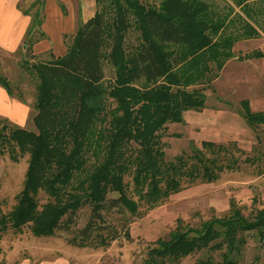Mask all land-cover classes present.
Here are the masks:
<instances>
[{"label": "trees", "instance_id": "1", "mask_svg": "<svg viewBox=\"0 0 264 264\" xmlns=\"http://www.w3.org/2000/svg\"><path fill=\"white\" fill-rule=\"evenodd\" d=\"M42 1L19 7L28 17L17 62L34 75L33 126L0 114V151L12 157L26 151L13 200L0 206V232L24 223L33 233L59 227L70 242L102 244L129 234L128 220L139 201L152 204L183 180L212 177L221 167L236 165L239 147L209 137L164 156L160 130L164 120L180 118L182 108L202 103L203 84L232 53L234 13L242 18L243 33L257 30L251 4L94 0L90 13L62 31L60 52L39 54L31 41L44 34ZM260 52L249 47L236 55ZM0 84L21 95L1 70ZM238 104L248 124L264 126L263 108H251L243 95ZM260 153L240 157L262 168ZM81 207L86 210L76 222ZM248 230L264 251V204L243 211L230 198L225 210L194 222L175 214L173 223L146 243L142 262L169 264L168 257L203 247L191 264H240Z\"/></svg>", "mask_w": 264, "mask_h": 264}, {"label": "rangeland", "instance_id": "2", "mask_svg": "<svg viewBox=\"0 0 264 264\" xmlns=\"http://www.w3.org/2000/svg\"><path fill=\"white\" fill-rule=\"evenodd\" d=\"M7 0H0V3ZM29 0H15L24 6ZM81 0H72L75 20L81 18ZM219 5L222 0H212ZM251 4L257 30L243 33L242 18L236 17L229 23L236 32L228 54L209 81L202 86L204 96L200 105L181 109L178 119H166L160 130L164 156H171L180 148L199 143V138L209 137L223 143L236 144L239 154L236 165L221 167L212 177L195 176L183 180L176 189L170 190L162 199L146 204L139 201L137 209L128 220L129 234L118 233L105 243L77 244L65 239L62 228L52 232L33 233L24 223L21 229L9 226L0 232V264H145L142 256L146 243L157 233L164 232L173 223L174 215L194 222L210 212L219 213L228 207L233 199L243 211L252 205L264 204V167L257 168L253 159L242 158L244 153L264 151V126L248 124L240 112L239 96H246L251 108L264 109V0H245ZM3 8V9H2ZM233 8L242 11L238 5ZM28 13V12H26ZM243 12H240L242 15ZM244 14V13H243ZM16 18L7 6L0 9V70L13 84L19 87L22 99L17 119L8 117L25 126H33L31 113L34 75L21 67L17 58L21 53L20 36L14 29ZM15 41L11 44L10 42ZM9 44V45H7ZM258 47L259 54L237 56L238 51ZM49 48L36 52L48 53ZM196 81L194 84H199ZM190 84V83H189ZM0 86H2L0 84ZM264 156V153H260ZM26 151L17 152L15 157L6 149L0 151V206L6 208L13 200L12 192L20 185ZM128 174L125 173L124 177ZM40 198L43 194H39ZM86 208L81 207L76 216L80 222ZM196 248L176 257H168L169 264H191L196 255L204 252ZM240 264H264V251L251 230L245 232V239L238 252Z\"/></svg>", "mask_w": 264, "mask_h": 264}, {"label": "crops", "instance_id": "3", "mask_svg": "<svg viewBox=\"0 0 264 264\" xmlns=\"http://www.w3.org/2000/svg\"><path fill=\"white\" fill-rule=\"evenodd\" d=\"M1 5L7 6L13 18H16L13 30H18L19 34L17 37H19L27 20L28 13L21 11L15 4V0L2 1L0 3V9ZM93 6L94 0H81L78 8L81 11V17H85L90 13ZM74 23L75 17L72 0H43L40 25L44 30V34L31 41V49L39 52L49 48L53 53L60 52L64 48L62 31L71 30ZM13 42L15 41L9 44ZM21 103L22 99L20 97L7 92L3 86H0V114H5L16 120V117L20 115Z\"/></svg>", "mask_w": 264, "mask_h": 264}]
</instances>
